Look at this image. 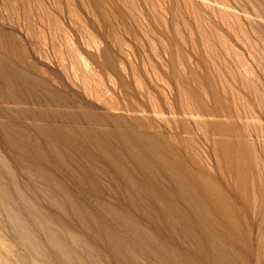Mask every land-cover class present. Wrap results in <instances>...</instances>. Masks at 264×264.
Instances as JSON below:
<instances>
[{"label":"rangeland","instance_id":"obj_1","mask_svg":"<svg viewBox=\"0 0 264 264\" xmlns=\"http://www.w3.org/2000/svg\"><path fill=\"white\" fill-rule=\"evenodd\" d=\"M175 178L264 264V0H0V264H209Z\"/></svg>","mask_w":264,"mask_h":264},{"label":"bare ground","instance_id":"obj_2","mask_svg":"<svg viewBox=\"0 0 264 264\" xmlns=\"http://www.w3.org/2000/svg\"><path fill=\"white\" fill-rule=\"evenodd\" d=\"M57 131V130H56ZM60 132V131H59ZM126 132V131H125ZM100 133V132H99ZM114 133V132H113ZM117 133V132H116ZM115 133V134H116ZM122 133V132H121ZM96 134V133H95ZM103 134H105V133H103ZM107 134V133H106ZM124 134H126V133H124ZM128 134V133H127ZM130 134V133H129ZM57 135V134H56ZM99 135V134H98ZM97 135V136H98ZM100 135H101V133H100ZM117 135V134H116ZM118 135H122V134H119L118 133ZM117 135V137H119ZM144 135V134H143ZM94 137H95V139H96V137L97 136H95V135H93ZM107 136H108V134H107ZM112 136V135H111ZM132 136V135H131ZM130 136V137H131ZM100 137H102V135L100 136ZM104 137V136H103ZM103 137H102V139H103ZM127 137H128V135H127ZM135 138H136V141L138 142V143H142V144H144L145 146H146V148H147V150L149 151V152H151L152 153V151H154L153 153H154V156H155V153H156V151L158 150H160V149H158L159 148V146H161V145H159V142H158V137L159 136H157V140L156 139H150L149 138V136H148V138L147 137H136V135L134 136ZM155 138H156V136H154ZM61 138H62V136H61ZM120 138H121V136H120ZM123 138V137H122ZM126 138V137H125ZM129 138V137H128ZM132 138V137H131ZM131 138H129V141H130V139ZM106 139V138H105ZM124 139V138H123ZM133 139V138H132ZM125 140V139H124ZM159 140H161V138L159 139ZM101 141H103V140H101ZM96 142H98L97 140H96ZM109 142V141H108ZM122 142H124L123 140H122ZM128 142V141H127ZM133 142V141H132ZM137 142H135V143H137ZM163 142V141H162ZM106 143V142H105ZM105 143H104V145H105ZM110 143V142H109ZM125 143V142H124ZM161 143V142H160ZM97 144H99V142L97 143ZM101 144V143H100ZM99 144V145H100ZM103 144V143H102ZM101 144V145H102ZM126 144V143H125ZM162 144V143H161ZM166 144V143H165ZM108 145V144H107ZM103 146V145H102ZM138 146V145H137ZM144 146V147H145ZM164 146V145H163ZM132 147V146H131ZM135 147V146H134ZM139 148V147H138ZM109 149V148H108ZM125 149V148H124ZM127 149V148H126ZM131 149V148H130ZM136 149H137V147H136ZM113 150V149H112ZM129 150V149H128ZM127 150V151H128ZM143 150H145V149H143ZM142 150V151H143ZM164 150V149H163ZM166 150H167V147H166ZM171 150V149H170ZM107 151V150H106ZM106 151L104 150V152L106 153ZM116 151V150H115ZM126 151V150H125ZM135 151V150H134ZM141 150L139 151V152H142ZM109 152V151H108ZM138 152V151H137ZM138 152V153H139ZM144 152V151H143ZM171 152V151H170ZM172 152H175V151H172ZM118 153V152H117ZM129 155H131L130 153H132L131 152V150H129ZM128 153H126V154H128ZM145 153V152H144ZM169 153V152H168ZM111 155H113V153H110ZM156 154H158V153H156ZM167 154V153H166ZM170 154V153H169ZM172 154H174V153H172ZM178 154V153H177ZM106 155V154H105ZM128 155V156H129ZM142 155H144V154H142ZM150 155V154H149ZM159 155V154H158ZM157 155V157H159ZM165 155V154H164ZM171 155V154H170ZM175 155V154H174ZM225 155V154H224ZM110 156V155H109ZM108 155H107V157H109ZM116 156V155H115ZM132 156V155H131ZM135 156H137V155H135ZM146 156H147V154H146ZM151 157H154L152 154L150 155ZM168 156V155H167ZM130 157V156H129ZM156 157V156H155ZM163 157V156H162ZM162 157H160V158H162ZM166 156H164V158H165ZM177 157V156H176ZM179 157V156H178ZM113 158H115L114 156H113ZM143 158H144V156H143ZM148 158V157H147ZM150 158V157H149ZM168 157H166V159H167ZM144 159H146V158H144ZM158 159V158H157ZM182 159V158H181ZM111 160V159H110ZM147 160V159H146ZM145 160V161H146ZM156 160V159H155ZM159 160V159H158ZM176 160V159H175ZM117 161H120V160H117ZM136 161V160H135ZM138 161V160H137ZM172 161H174V160H172ZM177 161V160H176ZM140 162V161H139ZM168 162H169V160H168ZM159 163V162H158ZM162 163H165V162H162ZM181 163V162H180ZM179 163V164H180ZM116 164V163H115ZM114 164V165H115ZM132 164H134V163H132ZM185 164V163H184ZM183 164V165H184ZM182 165V166H183ZM119 166V165H118ZM117 166V167H118ZM122 166V165H121ZM182 166H180V167H182ZM134 167V166H133ZM141 167H143V166H141ZM151 168H152V166H150ZM149 167V168H150ZM162 167V166H161ZM164 167V166H163ZM162 167V168H163ZM175 167V166H174ZM150 168V169H151ZM156 168V167H155ZM161 168V169H162ZM179 167H177V169H178ZM120 169V170H119ZM124 169V168H123ZM164 169V168H163ZM180 169V168H179ZM119 170V171H118ZM118 173L119 172H122L123 170H122V167L121 168H118ZM125 170V169H124ZM133 170H134V168H133ZM132 170V171H133ZM137 170V169H136ZM157 170V169H156ZM168 170V169H167ZM189 170V169H188ZM127 172H128V170H126ZM131 171V172H132ZM151 171V170H150ZM166 171V170H165ZM179 171V170H178ZM177 171V172H178ZM181 171V170H180ZM125 172V171H124ZM131 172H129V173H131ZM136 172V171H135ZM152 172V171H151ZM158 172V171H157ZM162 172V171H161ZM169 172H170V170H169ZM128 173V174H129ZM139 173V172H138ZM144 173V172H143ZM146 173V172H145ZM144 173V174H145ZM176 173V172H175ZM192 173V172H191ZM125 174V173H124ZM127 174V173H126ZM125 174V175H126ZM127 174V175H128ZM140 174V173H139ZM171 174H173V173H171ZM122 175H123V173H122ZM120 176L121 178L123 177V176ZM126 175V176H127ZM131 175H133V174H131ZM176 175V174H175ZM179 175V174H178ZM184 175V174H183ZM192 175H193V173H192ZM196 175H198V174H196ZM125 176V177H126ZM139 176V175H138ZM151 176V175H150ZM153 176V175H152ZM167 176L169 177V175L167 174ZM180 176H182V175H180ZM179 176V177H180ZM185 176V175H184ZM128 177H130V176H128ZM133 177V176H132ZM132 177H130V178H132ZM142 177V176H141ZM145 177H147L146 175H145ZM145 177H143V178H145ZM165 177V176H164ZM174 176H172V178H173ZM176 177H178L177 175H176ZM138 178V177H137ZM156 178V177H155ZM161 178V177H160ZM171 178V177H170ZM200 178V177H199ZM198 178V179H199ZM122 179H124V182H125V178L123 177ZM162 179H164V178H162ZM182 179H183V177H182ZM195 180H197L196 178H194ZM132 180H134V182H135V179H134V177L132 178ZM138 180V179H137ZM145 180V179H144ZM144 180H142V181H144ZM157 180H160V179H158L157 178ZM184 180H186V179H184ZM127 181V180H126ZM162 181V180H161ZM181 180L180 179H174L173 180V184H174V186H173V190H171L170 189V192L172 193H169V196H170V194L171 195H173V198H174V202H172V204L174 203L175 204V199H176V201L178 202V203H180V202H183V204L185 203L186 205H187V210H186V212H184V213H186L187 214V211L189 210V213H190V215H188V216H186L185 218H189L190 216V218L189 219H192V220H194V221H192V222H194L193 223V225L190 227L189 226V222H190V220L188 219V221L189 222H187V226H189V228L192 230V233H197V231H198V233H199V237H200V239H199V241H200V243L197 245V246H199L200 245V250H201V252H205L206 254H205V261H206V263H209V264H215V263H217V262H221L222 260H221V257H220V255L218 254V252L220 251V249H219V251L217 250V248H218V246L216 245V243L218 242H216L215 243V245L216 246H214L213 245V241L212 240H216L218 237H222V235H221V233H220V231H222V230H220L218 227H216V225H214V220L215 219H213V218H221L223 221H221V219L220 220H218V222H222L223 224V226H224V228L226 227V228H231V229H234L235 230V226H234V224H231V221H228V216H230L231 214V212H232V209L231 208H229V206H228V201H226L224 198V196L220 193V192H218L217 191V189H215V188H213L211 185H210V183L209 184H207L206 182L205 183H203V185L201 186V187H199V190L201 191V189L203 188V191L201 192L202 194V197H198V196H196V195H199V194H197V192H194L191 188H182V186H183V183L182 182H180ZM187 181H189V180H187ZM187 181H186V184H187ZM128 182V181H127ZM129 182H131V179H130V181ZM133 182V181H132ZM133 182V183H134ZM157 182V181H156ZM194 182V181H193ZM192 182V183H193ZM200 182V181H199ZM203 182V181H202ZM136 183V182H135ZM155 183V182H154ZM191 183V182H190ZM197 183V182H196ZM195 183V184H196ZM157 184H158V182H157ZM165 184V183H164ZM167 184V186H168V183H166ZM185 184V185H186ZM124 185H127V183L126 184H124ZM130 185H133V184H130ZM137 185V184H136ZM162 185V184H161ZM135 185H133V187H134ZM149 187H150V185H148ZM170 186V185H169ZM132 186H130V188H133ZM141 187V186H140ZM145 187V186H144ZM187 187V186H186ZM190 187V186H189ZM197 187H198V184H197ZM137 188V187H136ZM141 188H143V185H142V187ZM150 188H152V187H150ZM168 188V187H167ZM171 188V187H170ZM197 189V188H196ZM150 190V189H149ZM153 190V189H152ZM155 190H157L158 191V193L159 194H161L162 196H165V192L163 193L162 191H163V189H162V191H161V189H159V187L157 188V187H155ZM165 190V189H164ZM132 191V190H131ZM143 191V190H142ZM166 191V190H165ZM197 191V190H196ZM125 192H127V191H125ZM148 192V191H147ZM146 192V193H147ZM199 192V191H198ZM156 193V192H155ZM128 194V193H127ZM151 194V193H150ZM153 194V193H152ZM157 194V193H156ZM166 194H167V192H166ZM147 195H148V193H147ZM138 196V195H137ZM149 197H151L150 195H148ZM157 196H158V194H157ZM162 196L160 197V198H162ZM200 196V195H199ZM135 197V196H134ZM153 197H155V199L157 198L156 197V195L155 196H153ZM159 198V199H160ZM164 198H166V197H164ZM167 198H169V197H167ZM170 198H172V197H170ZM172 198V199H173ZM151 199H153L152 197H151ZM171 199V200H172ZM132 200V199H131ZM134 200V199H133ZM140 200V199H139ZM165 200V199H164ZM167 200V199H166ZM170 200V199H169ZM151 201V200H150ZM155 201H158V200H155ZM155 201H152L153 203H155ZM160 201V200H159ZM163 201V200H162ZM168 201V200H167ZM134 202V204L133 205H135V201H133ZM142 202V201H141ZM157 204L159 203V202H156ZM169 203H171V202H169ZM136 207L138 206V202H136ZM139 204H140V202H139ZM163 204V203H162ZM164 204H165V206H166V202H164ZM163 204V205H164ZM183 204H180V206L182 205L183 206ZM132 205V204H131ZM143 205V206H142ZM156 205V204H155ZM159 205H160V203H159ZM169 205V204H168ZM141 206L142 207H144L145 205L144 204H142L141 203ZM153 206V205H152ZM173 206H178L177 204L176 205H173ZM179 206V207H180ZM181 206V207H182ZM135 207V208H136ZM140 207V206H139ZM155 207V206H154ZM178 207V208H179ZM134 208V207H133ZM138 208V207H137ZM137 208H136V211H137ZM151 208H153V207H151ZM158 208V206L156 207V209ZM168 209H172L170 206L169 207H167ZM184 208V207H183ZM186 208V207H185ZM145 209V208H144ZM148 209V208H147ZM143 210V209H142ZM142 210H140L139 209V211H142ZM165 211H166V209H164ZM173 211H174V208L172 209ZM185 210V209H184ZM148 211H149V209H148ZM153 211V210H152ZM180 211H181V209H180ZM144 212V211H143ZM154 212V211H153ZM156 212V211H155ZM154 212V213H155ZM157 212H158V210H157ZM162 212H164V211H162ZM168 212V211H167ZM170 212H171V210H170ZM169 212V214H172V213H170ZM142 213V212H141ZM145 213H146V211H145ZM153 213V214H154ZM176 212L174 211V213H173V215L175 214ZM146 214H148V213H146ZM159 214V213H158ZM163 214V213H162ZM161 214V215H162ZM178 214V213H177ZM180 214H181V216L183 215L182 214V211L180 212ZM226 214H228V216L226 215ZM142 215V214H141ZM143 215H145V214H143ZM149 215V214H148ZM151 215V214H150ZM155 215V214H154ZM185 215V214H184ZM184 215H183V217H184ZM146 216V215H145ZM145 216H144V218H145ZM167 215H165V216H163L164 218L166 217ZM175 216V215H174ZM178 216V218H176V219H178L179 220V214L177 215ZM227 217V219H225L226 217ZM148 217H150V216H148ZM147 216H146V218H148ZM152 217V216H151ZM151 217L149 218V219H151ZM157 217V216H156ZM160 217V215H158V218ZM163 217H161V219L163 218ZM232 217V216H231ZM153 218H155V217H153ZM153 218H152V221H153ZM158 218H156V219H158ZM160 219V218H159ZM158 219V220H159ZM175 219V218H174ZM233 219V218H232ZM165 220V219H164ZM184 221H186L185 219H183ZM149 221V220H148ZM161 222L163 221V220H160ZM166 221H167V218H166ZM233 221V220H232ZM150 222H151V220H150ZM149 222V223H150ZM154 222V221H153ZM171 222H172V220H171ZM181 221L179 220V222L178 223H180ZM233 222H235V221H233ZM172 223H174V222H172ZM172 223H169V224H172ZM186 223V222H185ZM152 224H154V223H152ZM156 224V223H155ZM163 224V223H162ZM161 224V226H163ZM183 224H184V222H183ZM182 224V225H183ZM191 224V223H190ZM217 224V223H216ZM166 225V222H165V224H164V226ZM182 225H180V227H182ZM219 225V224H218ZM167 226V225H166ZM165 226V227H166ZM174 226V225H173ZM184 227H185V225H183ZM156 227H158L159 228V226H156ZM170 227H172L171 225H170ZM221 227V226H220ZM167 228V227H166ZM166 228H164V230L166 229ZM187 228V227H186ZM223 228V229H224ZM161 229V228H160ZM180 229V228H179ZM230 229V230H231ZM162 230V229H161ZM174 230H176L177 231V229H175V227H174ZM184 230H188V229H185L184 228ZM196 232H195V231ZM220 230V231H219ZM225 230H227V229H225ZM224 230V231H225ZM166 231V230H165ZM175 231V232H176ZM183 231V230H182ZM155 232H157V231H155ZM189 232V231H188ZM229 232H231V231H229ZM228 232V233H229ZM233 230H232V233H230L231 235H233ZM229 234V235H230ZM188 235H190L191 236V232H190V234L188 233ZM196 235V234H195ZM187 236V235H186ZM226 236V235H225ZM169 237V236H168ZM178 237V236H177ZM228 237V236H227ZM236 237V236H235ZM171 238V237H170ZM169 238V239H170ZM193 238V237H192ZM224 238V237H223ZM178 239V238H177ZM219 239V238H218ZM144 240V239H143ZM171 240L172 241H174L172 238H171ZM179 240V239H178ZM233 240H234V238H233ZM172 241H171V243H172ZM212 241V242H211ZM228 243H231L232 241H230V240H226ZM181 242V241H180ZM227 242H225L226 243V245H228V243ZM236 242V241H235ZM174 243V242H173ZM210 243H212L211 245H210ZM218 243H220V242H218ZM224 243V242H223ZM224 243V244H225ZM169 244V243H168ZM176 244V243H175ZM231 244H233V243H231ZM220 245H222V244H220ZM225 246V245H224ZM229 246V245H228ZM165 247V246H164ZM167 247V246H166ZM169 247V246H168ZM210 247V248H209ZM221 247V246H220ZM219 247V248H220ZM223 247V246H222ZM230 247H231V245H230ZM229 247V248H230ZM171 248V247H170ZM169 248V249H170ZM173 248V247H172ZM171 248V249H172ZM180 248V247H179ZM228 248V247H227ZM227 248H225V249H227ZM233 248V247H232ZM231 248V249H232ZM198 249V248H197ZM224 249V250H225ZM230 249V250H231ZM174 250V249H173ZM171 251V252H174V251ZM181 250V249H180ZM179 250V251H180ZM222 250H223V248H222ZM166 251H168V253H169V250H166ZM189 251H190V249H189ZM232 252H233V249L231 250ZM187 252V250H185V253ZM221 252V251H220ZM223 252V251H222ZM227 252V251H226ZM230 251H228V253H229ZM166 253V252H165ZM174 253H176V252H174ZM171 254V253H170ZM173 254V253H172ZM189 254V253H188ZM202 254V253H201ZM174 255H176L177 256V254H173V256ZM182 255V254H181ZM184 256V255H183ZM187 256H189V255H187ZM196 257V256H195ZM229 257H230V255H229ZM228 257V258H229ZM184 258H186V257H184ZM183 258V259H184ZM190 258V257H189ZM188 257H187V259H189ZM231 258V257H230ZM174 259H177L176 257L174 258ZM178 259H182V258H178ZM182 259V260H183ZM187 259H185V260H187ZM193 259V258H192ZM191 259V260H192ZM223 259V258H222ZM225 259V258H224ZM195 260V259H194ZM200 261H201V259H199ZM232 260V259H231ZM225 261H226V259H225ZM177 262H180V261H178L177 260ZM185 262V261H184ZM196 262V261H195ZM227 262V264L228 263H231V262H229V261H226ZM187 263V262H186ZM185 264V263H184ZM193 264H197V263H194L193 262ZM234 264H236L235 262H234Z\"/></svg>","mask_w":264,"mask_h":264}]
</instances>
